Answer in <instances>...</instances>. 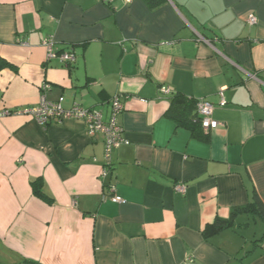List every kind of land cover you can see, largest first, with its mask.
<instances>
[{
    "label": "crops",
    "instance_id": "1",
    "mask_svg": "<svg viewBox=\"0 0 264 264\" xmlns=\"http://www.w3.org/2000/svg\"><path fill=\"white\" fill-rule=\"evenodd\" d=\"M152 1L0 0V111L63 98L107 123L117 97L124 139L107 165L82 121L0 117V264H227L239 232L248 249L261 236L201 232L252 195L264 204V0ZM47 40L75 62L47 59ZM175 95L212 103L219 126L177 123ZM255 252L264 264V241Z\"/></svg>",
    "mask_w": 264,
    "mask_h": 264
},
{
    "label": "built area",
    "instance_id": "2",
    "mask_svg": "<svg viewBox=\"0 0 264 264\" xmlns=\"http://www.w3.org/2000/svg\"><path fill=\"white\" fill-rule=\"evenodd\" d=\"M125 1L127 3L130 2V0ZM102 2L105 5H111L113 0H102ZM248 22L250 24L255 23L253 15L248 16ZM44 45L47 49V59L57 57L65 65H71L75 62L76 57L71 52H64L56 56L53 52V43L51 40L45 41ZM169 91L170 89L168 88L161 89V93L164 94L169 93ZM62 103L63 98H59L54 103L41 99L35 106L30 108H24L18 111L2 110L0 111V117L22 115L29 117L42 127H46L52 123H61L64 120L82 121L87 126V132L90 136H94L96 133L104 136V160L109 165L112 152L124 143L122 129L116 124V115L122 110L118 98L114 97L111 100V118L107 123L103 121L102 114L98 110L86 109L78 105H74L70 109H64ZM219 103L220 106L225 105L222 94H220ZM213 109V104L205 99L195 101V110L200 127L206 132L214 130L219 126V123L212 118ZM111 200L114 203H123L119 197L111 196Z\"/></svg>",
    "mask_w": 264,
    "mask_h": 264
},
{
    "label": "trees",
    "instance_id": "3",
    "mask_svg": "<svg viewBox=\"0 0 264 264\" xmlns=\"http://www.w3.org/2000/svg\"><path fill=\"white\" fill-rule=\"evenodd\" d=\"M147 3L151 7L154 6V2L152 0H147ZM9 67L10 66L6 62L0 60V70ZM195 101L186 99L180 95H175L171 99V106L168 111V115L172 117L177 123H181L182 126L187 127L189 130L193 127L198 130V127H200L199 121L196 122L194 125L184 124V121L188 118L184 115L185 110L183 108H187L189 112H191V110H194L196 114ZM181 109H183V111ZM177 113H179V115H177ZM181 116L184 117L183 122L182 119L179 118ZM192 131H194V129H192ZM30 187L32 190V194L36 198L44 201L48 205H53V200L44 191V184L41 179H37L31 182ZM251 225L257 228L260 227L263 230L261 236L259 238H254L251 240V249L244 250V248H242L237 254V256H235L227 263L248 264V262L252 258H254L256 253L255 251L260 247V244L264 241V204L261 202L257 195H252L250 201H248L246 205L242 207L232 208L230 210V215L228 219L216 218L211 224L206 225L205 228L202 230L201 235L203 239L208 242L213 237L225 231L245 228L248 229ZM27 263L34 264L28 261Z\"/></svg>",
    "mask_w": 264,
    "mask_h": 264
},
{
    "label": "rangeland",
    "instance_id": "4",
    "mask_svg": "<svg viewBox=\"0 0 264 264\" xmlns=\"http://www.w3.org/2000/svg\"><path fill=\"white\" fill-rule=\"evenodd\" d=\"M247 235H248L247 232H244V230L241 233L239 232L237 235V237L241 241V245L243 246V248H245L244 250H248V247H249V242L247 243V240H249L247 239Z\"/></svg>",
    "mask_w": 264,
    "mask_h": 264
}]
</instances>
